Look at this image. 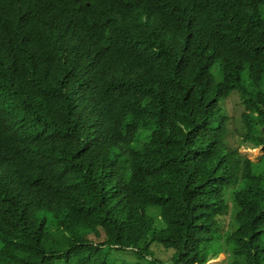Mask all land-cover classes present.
Here are the masks:
<instances>
[{
  "label": "trees",
  "instance_id": "obj_1",
  "mask_svg": "<svg viewBox=\"0 0 264 264\" xmlns=\"http://www.w3.org/2000/svg\"><path fill=\"white\" fill-rule=\"evenodd\" d=\"M234 95L264 148V0H0V264H264Z\"/></svg>",
  "mask_w": 264,
  "mask_h": 264
},
{
  "label": "rangeland",
  "instance_id": "obj_2",
  "mask_svg": "<svg viewBox=\"0 0 264 264\" xmlns=\"http://www.w3.org/2000/svg\"><path fill=\"white\" fill-rule=\"evenodd\" d=\"M216 74L218 75V72H216ZM224 110L231 120L228 127L229 133L227 140L229 143V147L237 152L236 159H238L240 166L243 167L242 163L244 159H250L254 164L258 165L257 169L259 172H264V148L253 147L251 144L243 142V137L246 134V131L241 119L244 109L239 97L237 95H234L228 101H226L224 103ZM236 186L238 187L240 186V184ZM232 188L234 187L229 188L226 192V197L231 207H233V197L231 192L233 190ZM233 224L234 210L232 208L230 213L223 218V233L230 230ZM54 228L55 227H52V229ZM218 247L220 249L219 254L216 257H212L211 261L208 264H229V255L227 254V252L231 250V247L227 245V242L225 240H222ZM152 250L156 258H158L165 264H173L172 250H167L162 247L156 246H153ZM112 258L114 260H117L118 263L124 259L130 263L137 261V256L133 253L124 254V252H120Z\"/></svg>",
  "mask_w": 264,
  "mask_h": 264
}]
</instances>
